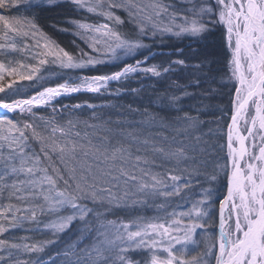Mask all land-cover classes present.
Segmentation results:
<instances>
[{
  "label": "snow or ice",
  "instance_id": "6c2138e0",
  "mask_svg": "<svg viewBox=\"0 0 264 264\" xmlns=\"http://www.w3.org/2000/svg\"><path fill=\"white\" fill-rule=\"evenodd\" d=\"M64 6L88 50H66L38 16L20 15ZM217 33L226 50L221 83L211 62L205 70ZM173 36L204 51L192 52L194 82L172 79L159 115L145 110L127 124L120 115L113 125L90 100L57 107L61 97L120 96L142 90L134 80H169L189 66L183 51L167 64L151 61ZM0 57V109L18 114L0 118V264H264V0H0ZM101 65L115 70L77 75ZM51 66L68 79L19 96L18 81H45ZM190 88L209 100L229 89L218 132L205 133L201 114L181 107ZM42 106L54 115L35 119ZM85 107L102 123L85 122L84 132L77 121L60 123ZM217 205L218 235L209 231Z\"/></svg>",
  "mask_w": 264,
  "mask_h": 264
},
{
  "label": "trees",
  "instance_id": "16d2710c",
  "mask_svg": "<svg viewBox=\"0 0 264 264\" xmlns=\"http://www.w3.org/2000/svg\"><path fill=\"white\" fill-rule=\"evenodd\" d=\"M38 0H33V3H37ZM58 3H63V0H57ZM178 2V1H177ZM20 15H28V16H38L39 17V23L41 24V26L43 27V29L45 30V32L51 37V38H57L56 42L59 43L61 46H63L66 50L76 53L78 54V48L77 45H80L81 47H85L86 50H88L86 48V46L83 44L82 41L79 40L78 37H76L73 34V30L71 28L70 24H66V21L69 17L73 16V13L69 10L68 6H64V7H57L54 8L52 10H35V9H28L27 13L24 12L23 8L21 10ZM68 27L69 31L68 32H63V31H59L58 27ZM191 39H188V41H186V39H182V40H177L174 38L170 39V40H166L164 44H157L154 48L153 51H176L178 49H185V51H183V57H180V54H177L176 52H172L169 56H165L162 55V52L160 54H156V58L154 60L151 61V63L154 64H160V63H164L167 64L169 57L172 60L177 59L178 57L180 58H188V68H186L185 70L182 69L181 67L178 68L180 70L179 74H178V79L180 81L181 84H188L190 82H194L192 80H190V74H192V65H195L198 61L196 59L192 58V52L193 51H204V46L202 45L201 48L197 49V47L189 45L187 46L186 44H188L187 42H189ZM73 41H75L76 43H73ZM208 49L207 51L209 53H211V55H209V59L208 61L205 62V70L208 67V63L211 62L212 63V73L213 74H217L219 73V75L216 76V80L217 83H221L222 82V77H223V73L226 70V61L223 60V54H224V49H221L220 47V36L219 33L216 34L215 37L211 38L208 41ZM99 67V71L93 69L91 71H89L88 69L83 70L82 74H89V75H94V74H103L104 72H109V71H113L115 69H109V65L108 66H98ZM55 66H51V69L49 72H46L45 74L49 73L47 76H54V72L55 70L58 71V69H54ZM186 71L185 74L188 73L187 76H182V71ZM205 73H196V75H204ZM63 79H67V78H62V79H51L50 81H42L39 82L37 84H33V82L31 81H18V86L20 87V93L19 96H23V97H28L31 96L34 92L37 91V89L40 87L41 84H43L44 86H52L54 85L57 81L63 82ZM176 79V77H175ZM46 80V79H45ZM226 82V81H223ZM210 82L209 81H205L204 82V86L205 88L208 87V84ZM133 87H137L138 83H135L132 85ZM213 87H215V85H213ZM190 93H193L194 95L186 97L185 98V102L183 105H181V107L184 108H190L193 111V114H196V112H199L200 115V120L202 122H204L206 125V127L203 128V131L206 133V130L208 129V127L211 125V123H214V126L217 128V122H218V117H219V112L217 111L218 109H222L223 107L227 106L228 103V92L229 89L228 88H223V89H217V91L220 93L219 95L216 96L215 99L213 100H209L207 97H202L201 96V92L199 89L196 88H190L188 90ZM161 91H155L152 89V91H149L146 94H143L142 92L139 93H127L120 97V98H116L115 102L117 103H103V100H101V98L97 95H83V94H77L73 97L70 98L69 101V106L76 104V103H83L85 100H90L92 103L96 104L98 106L97 110H96V117H100L103 116L104 121H107L109 119H111L113 122L116 121L117 115H123L124 119L121 121L122 123H129L130 122V117L132 115H135V121L138 122L140 121L143 117H142V113H144L145 110H147L148 115H159V109L161 107H166L167 105V101L165 102V105H161L160 103V98L163 97L162 96H158V93H160ZM163 94V92H161ZM19 98V97H18ZM99 98V99H97ZM100 105H105L103 107V109L101 110V108L99 107ZM131 106V108H130ZM57 107H59V103L57 105ZM83 108L81 109H76V110H72L69 112H64L62 113V115L64 116V120L60 121V123H67V121L69 119L73 120V121H77L79 123V128L80 131H85V122H87L88 124H92V123H102V121H100L99 119H93V115H92V110L88 109V108H84V110L82 111ZM131 109H139V112L137 113H133L131 111ZM35 112L37 113V116L35 117V119L39 120V118L41 116H43L45 119L52 117L54 115L53 112H50V108L47 107L45 109L41 108V109H37L35 110ZM125 112V113H124ZM216 112V115L213 116L212 113ZM59 113L56 114V118L59 119ZM0 118H12V119H18V115H10V116H4V117H0ZM31 119V117H29ZM114 125V124H113ZM114 130L116 132H118V130H116L114 128ZM87 131H89V133L92 131V129H87ZM215 142V141H213ZM127 215V213L124 214V216ZM45 220H47V218H44ZM29 227L35 228V225H30ZM17 235H23L24 233L21 231H17L16 233ZM50 236V233L47 235L44 234H37V238L38 239H42V240H46L48 239ZM69 239L68 236H64V241H67ZM64 246V242L61 241L60 244H58L57 246L53 247L51 249L52 252H55L56 247L59 248H63ZM43 255V254H40ZM47 257L45 256V259Z\"/></svg>",
  "mask_w": 264,
  "mask_h": 264
},
{
  "label": "rangeland",
  "instance_id": "374dc122",
  "mask_svg": "<svg viewBox=\"0 0 264 264\" xmlns=\"http://www.w3.org/2000/svg\"><path fill=\"white\" fill-rule=\"evenodd\" d=\"M178 1V3L180 2V0H177ZM174 38L175 39H177V40H182V39H186V41H188V39H190V38H186V37H175V36H173V37H171V39H173L174 40ZM52 39H54L55 41L57 40V38H52ZM188 44H186L187 46H189V45H192V46H194L195 45V47H196V44L192 41V40H190L189 42H187ZM182 49H178V50H176V51H161L162 52V55H164V57L165 56H169L172 52H176L177 54H180V51H181ZM183 51H185V49H183ZM224 51H226L225 49H224ZM154 53H156V54H160L161 52H159V51H153ZM16 56H21V55H23L22 53H17V54H15ZM0 58H2V57H0ZM111 65H109V67H110ZM178 68H180V66H177V71L176 72H174V73H172V74H170V79L169 80H167V81H164V80H158V79H156V78H146V79H144L143 80V83H141V82H139V81H136V80H134V81H132V85L134 84V82L135 83H138V86L136 87V88H139V89H142L141 91H139V92H142L143 94H146V93H148L149 91H152V89L153 90H157V91H161V92H163V94L160 92V93H158V96H165L166 94L167 95H170V93H167L166 92V90H167V88L169 87V84L172 82V79H175V77L176 78H178V74H179V72H180V70L178 69ZM54 69H58V68H54ZM110 70L112 69H115L113 66H111L110 68H109ZM183 69V68H182ZM185 70V69H184ZM187 70V69H186ZM182 71V70H181ZM188 71V70H187ZM182 76L184 75V76H187L188 75V73L187 74H185L186 73V71H182ZM49 73H47V74H45V78H46V80L45 81H50L51 79H56V80H58V79H62V78H67L68 79V77L67 76H63L62 75V72H61V70L60 69H58V71L57 70H55V72H54V76H47ZM80 74H82L81 72H77V75H80ZM50 75V74H49ZM73 79L75 78V77H72ZM42 82V81H41ZM52 86H54V85H52ZM139 92H137V93H139ZM80 94H83V95H94V94H90V93H80ZM125 94H127V93H125ZM77 95V94H76ZM124 94H122V95H120V96H115V95H113V96H107V95H105V96H99L100 98H101V100H103V103H117V102H115V100H116V98H120V97H122ZM2 96H4V94L3 93H0V97H2ZM75 96V95H74ZM98 96V95H97ZM71 97H73V96H71ZM71 97H61V98H59V105L60 104H65V105H69L68 103H69V101H70V98ZM97 99H99V98H97ZM49 108H50V112H53V109H52V107H50V106H48ZM70 107V106H69ZM41 108H43V109H45L46 107H40V108H36V109H34V111L35 110H37V109H41ZM84 110V108L82 109V111ZM125 113V112H124ZM4 114V113H3ZM9 114H13V115H18L17 113H9ZM3 116V115H2ZM8 116H10V115H8ZM119 117V114L117 115V118ZM115 122L116 121H114L113 122V124H115ZM210 128H211V130L213 131V132H218V128H216L215 126H214V123H211V125L209 126ZM209 127H208V129L206 130V133H208L209 132ZM81 132H83V131H81ZM89 132V131H88ZM92 132V131H91ZM91 132H90V134H91ZM116 133V131L114 130V134ZM217 207H218V205L216 206V208L214 209V211H218V209H217ZM130 211V210H129ZM141 212H143L144 210H140ZM151 213H152V210L151 209H149L148 210V215H151ZM124 215H121V216H110L109 217V219H124ZM216 217H217V215H216ZM216 217L214 218L215 219V223L214 224H212V226L209 228V231L210 232H212V233H216L217 235H218V230H217V226H216V224H217V221H216ZM130 218H135L134 216H132V217H130ZM211 223V222H210ZM198 239V241H200L201 243H200V247L202 248L203 247V243H202V241L204 240V237L203 236H200V237H198L197 238ZM190 247H193V248H195L196 246L195 245H190ZM193 254H195V252L193 253ZM47 259V258H46ZM137 259H139V257H137Z\"/></svg>",
  "mask_w": 264,
  "mask_h": 264
},
{
  "label": "bare ground",
  "instance_id": "6f19581e",
  "mask_svg": "<svg viewBox=\"0 0 264 264\" xmlns=\"http://www.w3.org/2000/svg\"><path fill=\"white\" fill-rule=\"evenodd\" d=\"M0 113H8L6 110L0 109Z\"/></svg>",
  "mask_w": 264,
  "mask_h": 264
}]
</instances>
